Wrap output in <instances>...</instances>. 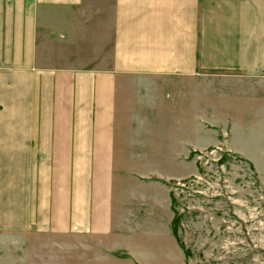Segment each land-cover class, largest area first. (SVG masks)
I'll return each instance as SVG.
<instances>
[{
	"label": "crops",
	"instance_id": "0c3cea01",
	"mask_svg": "<svg viewBox=\"0 0 264 264\" xmlns=\"http://www.w3.org/2000/svg\"><path fill=\"white\" fill-rule=\"evenodd\" d=\"M237 87L264 96V0H0V233L55 240L24 264H156L144 249L184 264L168 182L186 174L140 160L159 152L161 106Z\"/></svg>",
	"mask_w": 264,
	"mask_h": 264
},
{
	"label": "rangeland",
	"instance_id": "374dc122",
	"mask_svg": "<svg viewBox=\"0 0 264 264\" xmlns=\"http://www.w3.org/2000/svg\"><path fill=\"white\" fill-rule=\"evenodd\" d=\"M91 24L92 20L86 25ZM46 31L53 45L59 34L55 21ZM109 40L98 44L96 62L104 59L105 51L108 54ZM85 41L92 46V31ZM244 93L243 87H237L225 97L205 98L200 90L192 94L187 109L175 116L161 106L159 137L152 135L156 129L149 132L150 143L159 140L160 145L159 152L150 149L142 155L145 173L186 174L168 182L177 238L186 251L184 264H264V96L250 103ZM206 106L220 118L212 121L214 129L206 130L199 119ZM215 140L218 144L211 146ZM229 140L239 153L230 148ZM191 145L205 148L188 154ZM54 242L39 234L0 233V264H8L9 259L24 264L27 258L55 257ZM142 252L156 264H172L166 251Z\"/></svg>",
	"mask_w": 264,
	"mask_h": 264
},
{
	"label": "trees",
	"instance_id": "16d2710c",
	"mask_svg": "<svg viewBox=\"0 0 264 264\" xmlns=\"http://www.w3.org/2000/svg\"><path fill=\"white\" fill-rule=\"evenodd\" d=\"M176 221H177L176 217H173V219H172V232H173V235L175 236V238L177 239V241L179 242V240L177 238L176 230H175V222ZM179 245L182 247L180 242H179ZM184 253L186 254V251H184Z\"/></svg>",
	"mask_w": 264,
	"mask_h": 264
}]
</instances>
